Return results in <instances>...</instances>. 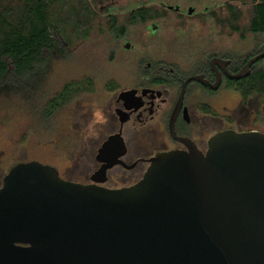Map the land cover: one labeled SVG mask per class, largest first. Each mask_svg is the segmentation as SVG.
<instances>
[{
    "label": "water",
    "instance_id": "obj_1",
    "mask_svg": "<svg viewBox=\"0 0 264 264\" xmlns=\"http://www.w3.org/2000/svg\"><path fill=\"white\" fill-rule=\"evenodd\" d=\"M192 80L202 77L186 79L172 121ZM171 126L188 150L157 153L130 186L72 181L38 160L12 166L0 187V264H264V132L225 129L202 152ZM114 144L125 148L110 136L97 158Z\"/></svg>",
    "mask_w": 264,
    "mask_h": 264
},
{
    "label": "rangeland",
    "instance_id": "obj_2",
    "mask_svg": "<svg viewBox=\"0 0 264 264\" xmlns=\"http://www.w3.org/2000/svg\"><path fill=\"white\" fill-rule=\"evenodd\" d=\"M254 4L255 0H71L58 17V49L47 51L45 62L32 75L0 88V186L12 166L31 160L55 166L65 179L88 182L96 169L97 149L115 124L112 99L139 60L146 64L164 57L189 69L207 37L220 42L216 51L233 46L242 55L251 54L264 42V34L249 30ZM140 6H153L160 15L127 25L126 35L117 37L109 16L128 24L127 15ZM229 6L241 13L237 22L231 21ZM87 79L93 80L91 89L83 87L45 114L48 102L67 83ZM111 81L121 87L110 90ZM205 98L215 112L206 117L209 132H264V96L244 101L239 92L222 88Z\"/></svg>",
    "mask_w": 264,
    "mask_h": 264
},
{
    "label": "flooded vegetation",
    "instance_id": "obj_3",
    "mask_svg": "<svg viewBox=\"0 0 264 264\" xmlns=\"http://www.w3.org/2000/svg\"><path fill=\"white\" fill-rule=\"evenodd\" d=\"M175 9L178 11L179 6ZM110 23L111 20L108 18L109 26ZM127 25L133 23L119 24L126 26V29ZM126 31L125 34L117 37L123 38ZM199 47L203 49L201 55L194 61L192 67L186 70L183 69L182 63L169 61L164 57L147 61L146 64L144 60H139L137 69L127 75L126 84L112 99L111 108L115 124L102 142L103 144L110 136L120 134L125 148L122 149L114 144L110 152L99 160L97 155L101 144L95 155L96 169L85 184L96 182L108 188L130 186L143 177L150 166V159L157 153L188 150L184 142L174 137L171 123L177 136L190 139L202 152L207 151L209 140L213 135L225 129H232H216L209 132L206 127V117H211L215 112L210 107V99H206L205 96L210 97L222 88L239 92L244 101L253 95H258L244 97L239 90L244 81L251 76L255 63L251 66L249 75L241 78L232 77L258 53L242 55L233 46H228L225 51H216L220 48V42L215 37L213 40L210 37L203 39ZM192 76H201L202 81L192 80L188 83L183 103L175 120L172 121L183 84ZM218 79L219 87L214 89L212 85L216 84ZM92 85L93 80L91 87ZM119 87L121 84L110 82V90ZM123 92L126 93L121 95ZM121 152L122 154L115 158L118 161L114 165L104 172L101 171L103 165L112 160L113 155Z\"/></svg>",
    "mask_w": 264,
    "mask_h": 264
},
{
    "label": "trees",
    "instance_id": "obj_4",
    "mask_svg": "<svg viewBox=\"0 0 264 264\" xmlns=\"http://www.w3.org/2000/svg\"><path fill=\"white\" fill-rule=\"evenodd\" d=\"M71 0H0V88L12 79H23L32 75L45 62L47 51L58 49L61 35L58 17L65 12ZM231 21L237 22L241 13L229 6ZM153 6H140L127 15L128 23L146 22L159 16ZM110 28L116 35L125 34L126 26H119L118 17L112 15ZM235 31L240 26L231 25ZM65 29V28H64ZM249 30L255 35L264 34V0H255ZM243 35V33H242ZM264 50L259 42L253 54ZM264 58L253 66L251 76L239 87L244 97L252 94L264 95ZM92 80L69 82L51 99L45 110L49 115L58 106L70 100L83 87L90 89Z\"/></svg>",
    "mask_w": 264,
    "mask_h": 264
}]
</instances>
